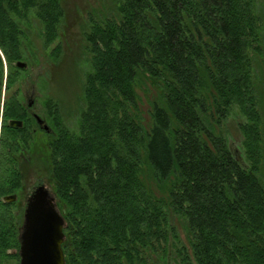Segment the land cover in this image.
<instances>
[{"label":"trees","instance_id":"obj_1","mask_svg":"<svg viewBox=\"0 0 264 264\" xmlns=\"http://www.w3.org/2000/svg\"><path fill=\"white\" fill-rule=\"evenodd\" d=\"M60 2L0 0V114L4 129L22 121L30 157L37 126L19 97L24 70L15 63L27 59L33 19L44 47L57 38ZM112 3L84 33L90 70L75 128L51 98L42 103L52 134L38 130L36 153L65 220V264H147L149 253L161 264H264L258 0ZM233 111L242 118V155L225 135ZM10 218L0 203V264Z\"/></svg>","mask_w":264,"mask_h":264},{"label":"rangeland","instance_id":"obj_2","mask_svg":"<svg viewBox=\"0 0 264 264\" xmlns=\"http://www.w3.org/2000/svg\"><path fill=\"white\" fill-rule=\"evenodd\" d=\"M112 2L113 0H61L63 17L59 23L58 36L47 47L43 45V37L40 34L41 26L36 20H32L28 27V41L23 39L27 59L21 62L26 63L27 66L23 69L24 71L19 72V80L16 84L22 102L27 105L30 100L33 101L30 109L32 113L42 115L45 111L42 103L45 98L49 97L58 104L69 126L75 128L82 107L83 77L90 70L84 33L89 27L90 18L108 16L111 13ZM257 11L261 18L263 53L256 58L255 77L263 126L261 177L264 182V0H258ZM29 51L33 55H30ZM241 122L242 118L233 111L225 124V135L228 142L239 155L243 154V137L239 130ZM36 137L40 143L43 134L37 131ZM39 143L35 145L38 150H40ZM36 175H32L31 180L39 179V182L48 189L60 213L52 191V184L47 178V171L40 163ZM145 260L147 264H161L157 254L149 253Z\"/></svg>","mask_w":264,"mask_h":264},{"label":"flooded vegetation","instance_id":"obj_3","mask_svg":"<svg viewBox=\"0 0 264 264\" xmlns=\"http://www.w3.org/2000/svg\"><path fill=\"white\" fill-rule=\"evenodd\" d=\"M25 94V93H24ZM25 96V95H24ZM33 105V104H32ZM28 110L29 117L33 119L36 123L37 129L31 131L32 134L37 130H41L44 133L51 135L52 131L47 125L48 130H43L40 125L37 123V119L42 120L43 114L38 115L30 111L31 107H26ZM3 114L1 109L0 114V150H1V136L4 131H7L8 134V143L9 147L6 148V153L3 157L5 160L4 165V183L7 187L6 193L0 197L1 205L5 206L8 209L10 218L11 229L7 237L9 238L8 248L6 249L5 254L7 255V261L5 264H19L20 262V237L23 231L24 225V212L28 203V200L34 190L42 185L39 182V179L31 180L32 175H36V170L39 164L38 160V150L36 149V155L30 157L25 154V132L22 130V127L15 128L9 126V121H7V129H4L3 126ZM16 120V119H11ZM21 121V120H20ZM23 125V123H22ZM37 146V145H36ZM37 176V175H36ZM38 178V176L36 177ZM9 197L10 201H5V198ZM64 233V232H63Z\"/></svg>","mask_w":264,"mask_h":264},{"label":"water","instance_id":"obj_4","mask_svg":"<svg viewBox=\"0 0 264 264\" xmlns=\"http://www.w3.org/2000/svg\"><path fill=\"white\" fill-rule=\"evenodd\" d=\"M15 66L25 69L26 63L18 61ZM33 101L27 103L31 107ZM43 130L47 124L37 119ZM10 127H22V121L10 120ZM5 201H10L9 197ZM65 220L57 211L54 199L42 184L31 194L25 212L24 225L20 237L19 264H65L62 251Z\"/></svg>","mask_w":264,"mask_h":264}]
</instances>
